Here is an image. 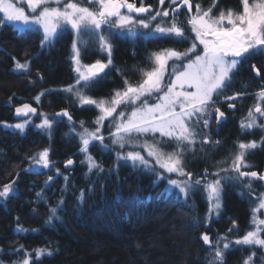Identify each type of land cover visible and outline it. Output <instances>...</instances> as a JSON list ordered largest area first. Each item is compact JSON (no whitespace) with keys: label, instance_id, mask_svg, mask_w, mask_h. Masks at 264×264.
Listing matches in <instances>:
<instances>
[{"label":"trees","instance_id":"16d2710c","mask_svg":"<svg viewBox=\"0 0 264 264\" xmlns=\"http://www.w3.org/2000/svg\"><path fill=\"white\" fill-rule=\"evenodd\" d=\"M194 1L203 8L214 2ZM145 2L155 4L157 0ZM216 4L215 14L227 9L242 10L241 0H216ZM41 38L39 32L21 34L9 24L0 27V188L17 180L18 190V196L9 198L6 204L0 203V264H14L20 259L22 253L13 254L20 245L29 252L44 247L52 250L51 256L41 257L37 264H207L208 249L200 239L202 232L215 238L217 234L227 233L233 227V220L238 230L231 233L230 240L242 237L251 229L254 197L264 194V183L252 182L253 193L244 187L247 180L243 184L226 183L220 215L213 216L210 227H206L204 218L208 202L203 193L196 192L187 203L175 194L170 199L160 198L165 183L154 185V175L133 168L130 162L117 164L116 148L101 151L99 144L90 146L89 152L106 171L99 175L95 171L88 173L87 164L81 163L85 156L79 153V138L71 129L82 131L80 122L83 121L84 127L94 130L93 122L99 110L92 105H79L63 91L77 78L72 61L74 33L65 32L53 45L43 49ZM113 44V67L106 69V75L85 93L98 100L108 99L114 90L123 89L125 78L132 84L139 82L141 77L137 69L148 68L151 53L165 48L183 51L190 47L191 39L176 43L171 39L133 42L116 38ZM13 57L21 63L28 62V70H14ZM82 58L86 63H93L104 60L105 56L92 47L82 52ZM252 64L260 69L259 77ZM262 85L264 53L249 57L239 66L226 95L236 92L245 95L234 101L233 110L224 105L228 118L219 126L212 122L206 130L212 140H219L221 144L205 146L204 151H199L197 144L196 154L186 157L188 171L203 172L206 167L225 160L237 142H259L264 137V130L260 128L243 131L240 127L249 106L256 103L255 93ZM41 92L45 94L37 104L33 98ZM26 101L38 106L39 112L49 110L52 117L61 109H67L72 122L67 117L59 118L50 136L34 123L23 133L6 128L5 124L13 125L18 121L14 109ZM39 118L34 117L35 123ZM46 147L51 149L53 171L44 170L39 175L24 172L29 166L27 158ZM69 158L74 164L65 169L64 162ZM246 159L253 166L249 169L264 170V146L251 151ZM55 168L62 173L58 177ZM108 169L114 171L108 172ZM48 176H53L54 181L45 189ZM64 176L69 179L67 191L62 193ZM42 189H45L44 199L36 196ZM81 189L85 190L83 203L78 200ZM61 196L65 201L63 210L58 213L61 219L47 224L49 206H55ZM17 217L23 228L39 231L17 233ZM253 251L256 252L254 264H264L263 249L235 245L226 254V264H243Z\"/></svg>","mask_w":264,"mask_h":264},{"label":"snow or ice","instance_id":"6c2138e0","mask_svg":"<svg viewBox=\"0 0 264 264\" xmlns=\"http://www.w3.org/2000/svg\"><path fill=\"white\" fill-rule=\"evenodd\" d=\"M158 3L163 6L165 0H158ZM181 5L186 6L189 13L183 20L179 18ZM241 5L240 11L227 9L213 14L217 7L216 0L207 9L199 3L193 5L191 0H169V7L157 9H153L151 4L145 5L144 0H139V6L136 0H0V27L9 24L21 34L41 33L42 49L53 45L65 32L72 31V61L77 78L63 91L79 105H93L99 110L93 122L94 130L84 127L83 121L80 122L82 131L78 132L75 127L71 129L72 134L79 138V153L85 156L81 163L87 164L88 173L95 171L99 175L106 171L89 152L90 146L99 144L101 151L118 148L117 164L130 162L133 168L154 175V185L165 183L160 198L170 199L175 194L187 203L196 192L203 193L208 202L204 224L210 227L213 216L219 217L223 207L222 193L226 183L243 184L247 180L244 187L253 193L252 182L264 181V173L243 170L253 167L246 158L251 151L264 146V137L259 142H237L229 156L218 162L214 172L205 168L203 173L196 174L188 171L186 165V157L196 154L197 144L199 151H204L205 146L218 147L221 144L219 140H212L206 131L213 118L218 126L227 118L225 111L216 105L226 103L229 110L235 108L234 101L242 99L245 93L236 92L231 96L226 93L233 84L239 66L249 57L264 53V0H241ZM116 38L133 42L171 39L176 43L191 39V44L183 51L165 48L151 53L148 68L137 69L141 77L139 82L132 84L125 78L124 88L114 90L110 98H92L85 93L91 91L106 75V69L113 67V41ZM92 47L107 56L106 62L98 59L92 64H82V52L86 53ZM13 60L14 70H28V62L21 63L15 57ZM251 67L259 77L260 69L255 64ZM44 94L41 92L33 98L37 104ZM256 96L258 101L264 102V85ZM15 113L23 118V122L5 124V127L21 133L33 123V116L41 118L40 123L34 126L46 130L49 136L59 118L67 117L72 122L67 109H61L50 118L29 103L17 106ZM258 116L264 118V107L259 102L241 120V129L264 130V124L257 122ZM105 127L107 136L102 132ZM198 137L201 139L198 140ZM105 140L110 143H104ZM50 151L46 147L29 156V166L23 171L36 175L44 170L53 171ZM64 164L68 169L74 161L69 158ZM54 171L57 177L62 174L59 168ZM172 175L177 178H171ZM68 179V176H64L62 193L67 191ZM53 181L54 177L48 176L44 182L45 189ZM16 183L17 180H13L0 188V203L6 204L9 198L18 196ZM45 189L37 192L36 196L44 199ZM84 199L85 190L81 189L78 200L83 203ZM254 199L258 202L252 209L253 230L230 240L231 233L238 230L233 220V227L225 234H217L213 238L208 232L201 233L200 239L208 249L205 258L207 264H226V254L234 245L264 249V219L258 215L264 210V194ZM64 203L61 196L55 206H49L47 224L61 219L58 213L63 210ZM16 219L17 233L39 231L23 228L19 224V217ZM21 253L22 257L14 264H37L41 257L53 254L48 247L29 252L20 245L13 254ZM255 257L256 252H251L243 264H254Z\"/></svg>","mask_w":264,"mask_h":264},{"label":"rangeland","instance_id":"374dc122","mask_svg":"<svg viewBox=\"0 0 264 264\" xmlns=\"http://www.w3.org/2000/svg\"><path fill=\"white\" fill-rule=\"evenodd\" d=\"M145 5H147L146 3H145ZM152 5V4H151ZM18 6H23V5H18ZM153 6V8H160V7H165V8H167V7H169V0H165V4L163 5V6H160L159 5V3L157 4V5H152ZM210 7V6H209ZM209 7H206V8H204V9H207V8H209ZM203 8V7H202ZM170 11H171V9H169ZM214 13V12H213ZM215 14V13H214ZM180 19L181 20H183V19H185V17L184 18H182V16L180 17ZM202 47V46H201ZM104 55V54H103ZM105 56V59L104 60H101V61H104V62H106V60H107V56L106 55H104ZM81 62H82V64H92V63H86V62H84V60H83V58H82V55H81ZM95 62V61H94ZM93 62V63H94ZM75 66V65H74ZM255 95H256V93H255ZM256 98H257V96H256ZM261 103V105H263L264 104V102H262V101H258V98H257V101H256V103ZM255 103V104H256ZM255 104L251 107V108H249V109H253L254 108V106H255ZM93 106V105H92ZM216 107H219L220 109H222V111H225L222 107H220V104H218V105H216ZM249 109L247 110V112H246V116H247V113H248V111H249ZM43 113H47L48 115H49V117L51 118L52 117V113L51 112H49V110H47V111H45V110H43ZM246 116H245V118H246ZM244 118V119H245ZM32 120H33V123L34 124H39L40 123V120H41V118H39V120L37 121V123H35V121H34V117H32ZM19 122H23V119H18V121L16 122V123H19ZM212 122H214V123H216L215 122V118H213V120H212ZM257 122L259 123V124H264V118H262V117H257ZM15 123V124H16ZM32 123V124H33ZM14 125V124H13ZM211 125H212V123H211ZM102 132H103V135H105V134H107L108 135V131H107V129H106V127L104 128V129H102ZM107 135H105V136H107ZM128 150H132V149H125L124 151H128ZM136 150H140V149H136ZM116 151L118 152V151H120L118 148H116ZM142 154H145L146 155V153H142ZM220 167H227V165H219ZM217 167H218V164L217 165H215V166H213V167H211V168H208V167H206L208 170H209V172H214V171H216L217 170ZM249 169V168H248ZM243 170H245V169H243ZM192 172V171H191ZM200 173H203V172H200ZM196 174H199V173H196ZM171 178H177L175 175H172L171 176ZM212 179V177L210 176L209 177V180H211ZM261 194L260 193H258V194H256L255 195V197H258V196H260ZM222 200H223V193H222ZM256 201V203H255V207H256V204H257V200H255ZM221 212V211H220ZM258 215L260 216V218H262V219H264V210H262V213H258ZM250 230H253V224L251 223V229ZM249 230V231H250ZM264 250V249H263Z\"/></svg>","mask_w":264,"mask_h":264},{"label":"flooded vegetation","instance_id":"af4514ba","mask_svg":"<svg viewBox=\"0 0 264 264\" xmlns=\"http://www.w3.org/2000/svg\"><path fill=\"white\" fill-rule=\"evenodd\" d=\"M192 1V3H193V5H195L196 4V2L194 1V0H191ZM130 2H131V0H130ZM136 2H137V6H139V0H136ZM144 2H145V0H144ZM146 3V2H145ZM147 5L148 4H152V3H146ZM158 4V0H157V3H155V4H152V5H157ZM153 9H156V8H153ZM195 12V8H193V13ZM180 16H179V18L182 16V18H184V17H186V16H188L189 15V13H188V10H187V7L186 6H183L181 9H180ZM257 67V66H256ZM258 68V67H257ZM257 93V92H256ZM224 105H226V106H228V104H226V103H224V104H220V107H222L224 110H225V113H226V117L228 118V111L225 109V106ZM253 106V105H252ZM252 106H249V108H251ZM262 107H264V104L263 105H261ZM222 110V109H221ZM246 116V115H245ZM226 118V119H227ZM245 118V117H244ZM252 170H258V169H245L244 171H252ZM260 173H264V170H258ZM254 182H257V183H259V184H261V183H264V181H259V180H257V181H254Z\"/></svg>","mask_w":264,"mask_h":264},{"label":"water","instance_id":"95a60500","mask_svg":"<svg viewBox=\"0 0 264 264\" xmlns=\"http://www.w3.org/2000/svg\"><path fill=\"white\" fill-rule=\"evenodd\" d=\"M192 2V1H191ZM183 7V5H181V8ZM180 8V9H181ZM180 9H179V11H180ZM24 103H29V104H31L33 107H36L37 108V110H38V112H39V108H38V106H36L34 103H32V102H30V101H27V102H23V103H20V104H18L17 106H19V105H21V104H24ZM16 106V107H17ZM15 107V108H16ZM59 112V111H58ZM69 112V111H68ZM14 116H15V118L16 119H23L22 117H17V115H16V113H15V109H14ZM252 171H257L258 173H260L258 170H252Z\"/></svg>","mask_w":264,"mask_h":264}]
</instances>
